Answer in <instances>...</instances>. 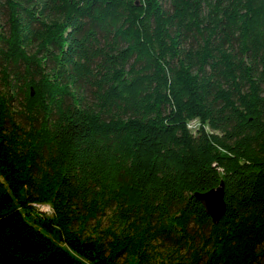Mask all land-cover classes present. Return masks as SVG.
<instances>
[{"label": "trees", "instance_id": "1", "mask_svg": "<svg viewBox=\"0 0 264 264\" xmlns=\"http://www.w3.org/2000/svg\"><path fill=\"white\" fill-rule=\"evenodd\" d=\"M0 264H264V0H0Z\"/></svg>", "mask_w": 264, "mask_h": 264}, {"label": "water", "instance_id": "2", "mask_svg": "<svg viewBox=\"0 0 264 264\" xmlns=\"http://www.w3.org/2000/svg\"><path fill=\"white\" fill-rule=\"evenodd\" d=\"M225 182L222 180L217 187L196 193L197 199L203 204L214 222H218L225 214Z\"/></svg>", "mask_w": 264, "mask_h": 264}, {"label": "rangeland", "instance_id": "3", "mask_svg": "<svg viewBox=\"0 0 264 264\" xmlns=\"http://www.w3.org/2000/svg\"><path fill=\"white\" fill-rule=\"evenodd\" d=\"M196 126H197V122L196 121H192L191 127L194 129ZM33 204H34V206L37 209L39 208L38 210H40V211H42V212H44L46 214H52V212H53L52 206L50 204H48V203L40 204L41 205L40 207H37L35 203H33Z\"/></svg>", "mask_w": 264, "mask_h": 264}, {"label": "built area", "instance_id": "4", "mask_svg": "<svg viewBox=\"0 0 264 264\" xmlns=\"http://www.w3.org/2000/svg\"><path fill=\"white\" fill-rule=\"evenodd\" d=\"M35 204H36V206H37V207H40V206H41V205H40V204H38V203H35ZM38 209H39V208H38Z\"/></svg>", "mask_w": 264, "mask_h": 264}]
</instances>
